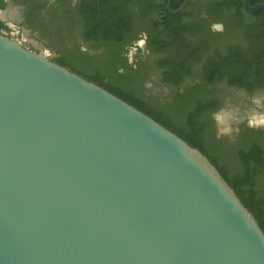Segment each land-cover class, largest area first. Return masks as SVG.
Returning a JSON list of instances; mask_svg holds the SVG:
<instances>
[{
	"label": "water",
	"instance_id": "1",
	"mask_svg": "<svg viewBox=\"0 0 264 264\" xmlns=\"http://www.w3.org/2000/svg\"><path fill=\"white\" fill-rule=\"evenodd\" d=\"M0 264H264V229L202 150L0 31Z\"/></svg>",
	"mask_w": 264,
	"mask_h": 264
},
{
	"label": "flooded vegetation",
	"instance_id": "2",
	"mask_svg": "<svg viewBox=\"0 0 264 264\" xmlns=\"http://www.w3.org/2000/svg\"><path fill=\"white\" fill-rule=\"evenodd\" d=\"M185 1L0 0V31L169 118L264 207V0Z\"/></svg>",
	"mask_w": 264,
	"mask_h": 264
},
{
	"label": "trees",
	"instance_id": "3",
	"mask_svg": "<svg viewBox=\"0 0 264 264\" xmlns=\"http://www.w3.org/2000/svg\"><path fill=\"white\" fill-rule=\"evenodd\" d=\"M96 80L108 88L111 87L110 82L107 80H103V79H99V80L96 79ZM111 89L116 91L118 94L123 95V93L117 87L116 88L111 87ZM127 97H129V96H127ZM133 103H135V101H133ZM137 106H138V108H140V110L141 109L144 110V112L151 114L153 117L162 121L165 125H167L170 128L178 131L183 137L186 138V140L188 139V141L190 142V144L192 146L196 147L197 145H199L198 142L191 135L186 136L185 131L178 130L177 127L173 124V122L169 118L162 116L160 114H157L156 112L151 111V110L143 107L142 105H139L138 103H137ZM247 163H248V161L245 160L243 165L242 164H240V165H241V167H244L246 169ZM222 174L229 181V183L233 186V188L236 190L237 194L240 196V198L245 203V205L255 214V216L259 220L262 228L264 229V207H262L260 203L255 201L253 192L246 191L244 189V183L248 180V177L243 178V177L239 176L238 174H233L231 172H228V173L223 172Z\"/></svg>",
	"mask_w": 264,
	"mask_h": 264
},
{
	"label": "bare ground",
	"instance_id": "4",
	"mask_svg": "<svg viewBox=\"0 0 264 264\" xmlns=\"http://www.w3.org/2000/svg\"><path fill=\"white\" fill-rule=\"evenodd\" d=\"M12 12V11H11ZM12 15V14H11ZM257 115V114H256ZM233 120L235 119V116L234 115H231V113H226L223 115V121L225 124L229 123L230 120Z\"/></svg>",
	"mask_w": 264,
	"mask_h": 264
},
{
	"label": "rangeland",
	"instance_id": "5",
	"mask_svg": "<svg viewBox=\"0 0 264 264\" xmlns=\"http://www.w3.org/2000/svg\"><path fill=\"white\" fill-rule=\"evenodd\" d=\"M46 53H48L49 55H51L48 51H46ZM233 165L235 167H241V165L239 163L233 162Z\"/></svg>",
	"mask_w": 264,
	"mask_h": 264
}]
</instances>
